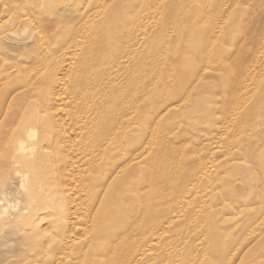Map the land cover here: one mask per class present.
Segmentation results:
<instances>
[{
    "label": "rangeland",
    "instance_id": "374dc122",
    "mask_svg": "<svg viewBox=\"0 0 264 264\" xmlns=\"http://www.w3.org/2000/svg\"><path fill=\"white\" fill-rule=\"evenodd\" d=\"M20 118L68 209L0 264H264V0H0V140Z\"/></svg>",
    "mask_w": 264,
    "mask_h": 264
},
{
    "label": "bare ground",
    "instance_id": "6f19581e",
    "mask_svg": "<svg viewBox=\"0 0 264 264\" xmlns=\"http://www.w3.org/2000/svg\"><path fill=\"white\" fill-rule=\"evenodd\" d=\"M48 28H52V27L48 26ZM91 105H94V103ZM94 110H96V109H94ZM102 111H103V109H102ZM130 112H131V110H130ZM134 112H135V110H134ZM103 116H105V115H103ZM107 116H108V114H107ZM30 117H32V116H30ZM122 119L123 118H121V120ZM127 119H126V121L128 122ZM98 121H99V119H98ZM15 123H16L15 126L11 123V125H13V126L9 125L7 127V129L4 130V132L6 131V135H7L6 142H5V139L0 140V146L2 148V153L0 155V157H1L0 158V162H1V164H0V233L6 235V238L14 237L15 236L14 234L20 236L22 230L29 228V227L35 229L38 233H39V231L43 232L45 230L50 229L52 226V222L54 221L55 217L59 216L60 214L64 215L67 212L68 208H67L66 204L68 203V198H69V195H67V193H66V184H67L68 180L65 178V176L63 175L62 170H61L62 160H61V164L54 166L52 159L47 154L48 150H47L46 146L52 142V140L50 139L51 132H50L49 127H46L44 125L42 127L41 131L39 132L38 136H37L35 130L30 129L34 124L37 123L36 119L31 118L28 120L27 119L24 120V118H22V119L20 118L19 120L16 119ZM87 124H89V123H87ZM105 125H107V124H105ZM112 127H110V128H112ZM129 127H127V128H129ZM116 136H118V135H116ZM113 137H114V134L112 135V141H113ZM28 138L29 139H32V138L35 139L36 138V139H35V142L33 144L27 145V139ZM7 141H8V143H7ZM98 144H97V146H98ZM113 144H115V143H113ZM94 145H95V143H94ZM94 145H93V147H94ZM104 145H102V146H104ZM54 148L56 149V146H54ZM99 151H100V149H99ZM95 152H97V151H95ZM106 154H108V151ZM100 155H102V154H100ZM88 156H89V154H88ZM98 156H97V158H98ZM198 159H199V157H198ZM91 161L93 162V159ZM47 162H48V164H47ZM94 167H92V168L94 169ZM97 169H95V170H97ZM95 170H93V171H95ZM101 170H103V169H101ZM87 172H88V170H87ZM102 172H100V173L102 174ZM87 177H88V174H87ZM93 177H94V175H93ZM116 178L117 177H115V179ZM91 180H93V179H91ZM91 180H89L87 183H89ZM183 181H185V180L183 179ZM90 185H92V184H90ZM90 185H89V187H90ZM90 206L92 207L91 204H90ZM11 208L12 209L14 208L15 211L11 212L10 211ZM94 214H95V212H94ZM97 214H98V212H97ZM95 216H96V214H95ZM43 219L48 220V222H46L48 224L45 223L46 224L45 228H42L39 225L40 221H42ZM96 223L94 221V224H96ZM90 226H92V225H90ZM3 228L4 229L10 228V229H12V231H10V229H7L4 232ZM13 229H15V231H13ZM84 231H85V229H84ZM13 232H15V233L13 234ZM90 234H92V233H90ZM97 238L100 239L101 237L98 236ZM91 239L89 240V243H90ZM98 239H95V240H98ZM67 242H72V241H67ZM60 243H62V242H60ZM68 245H71V244H68ZM71 246H69V247H71ZM78 257H80V256L78 255ZM81 262L83 263V261H81ZM128 264H129V262H128Z\"/></svg>",
    "mask_w": 264,
    "mask_h": 264
}]
</instances>
